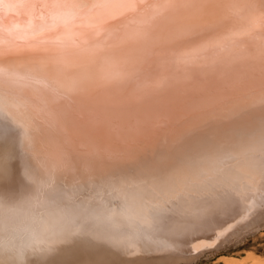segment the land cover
<instances>
[{
	"label": "snow or ice",
	"instance_id": "snow-or-ice-1",
	"mask_svg": "<svg viewBox=\"0 0 264 264\" xmlns=\"http://www.w3.org/2000/svg\"><path fill=\"white\" fill-rule=\"evenodd\" d=\"M5 13L28 19L7 26ZM48 72L57 86L40 78ZM31 83L46 89L39 106L19 97ZM132 84L131 96L109 104L93 95ZM173 91L183 96L182 109L162 101ZM74 105L90 119L129 116L135 133L122 150L129 160L149 130L179 124L181 131L150 161L98 175L95 147L81 144L78 161L61 136ZM257 105L261 115L244 136L264 146V0H0V144L16 143L26 185L19 194L5 188L13 179L7 167L0 176V234L14 236L24 220L52 216L112 224L115 209L106 197L115 186L163 174L207 146V135L197 133ZM29 237L43 243L34 229Z\"/></svg>",
	"mask_w": 264,
	"mask_h": 264
},
{
	"label": "bare ground",
	"instance_id": "bare-ground-1",
	"mask_svg": "<svg viewBox=\"0 0 264 264\" xmlns=\"http://www.w3.org/2000/svg\"><path fill=\"white\" fill-rule=\"evenodd\" d=\"M27 19L5 13L7 26L23 25ZM26 59L22 57L21 64ZM55 75V72L41 73L40 78L55 87ZM136 87L132 84L120 92L101 91L93 95L98 104L104 105L117 96H131ZM45 93L42 84L31 83L20 91L19 97L29 106H39ZM161 99L172 102L177 109L184 107L179 92L165 93ZM78 107L73 106L76 111L69 109L73 121L61 136L71 141L78 161L81 144L95 147L98 175L116 168L131 169L140 160L150 161L163 150L173 133L181 131L179 124L149 130L139 138L136 160H129L122 150L135 133L132 119L127 115L90 119L80 115ZM23 110V107L12 109ZM260 115L261 108L257 105L216 129L206 128L197 135H207V146L195 149L182 162L173 164L161 175L115 186L113 194L106 197L108 207L115 209L112 224L103 221L73 224L55 216L38 218L35 222L24 220L14 236L0 234V264H174L194 250L203 252V246L197 245L199 249L193 250L198 240L204 243V238L218 236V231L230 223L233 229L238 222L247 223L244 228L264 226V146L244 136ZM52 150L55 152V143ZM16 151L17 145L11 140L0 144V176L7 167L13 179L5 188L23 194L26 185L22 161L15 159ZM5 153H11L13 160L6 161ZM66 178L70 180L71 175L66 174ZM129 223L131 227H127ZM77 227L81 231L77 232ZM33 229L43 243L30 239L29 232ZM208 264H264V257L240 250L222 254Z\"/></svg>",
	"mask_w": 264,
	"mask_h": 264
},
{
	"label": "rangeland",
	"instance_id": "rangeland-1",
	"mask_svg": "<svg viewBox=\"0 0 264 264\" xmlns=\"http://www.w3.org/2000/svg\"><path fill=\"white\" fill-rule=\"evenodd\" d=\"M259 181L260 180L256 181L255 185H257ZM246 224L247 223L238 222L235 229H233V223H230L226 228L223 226V229L221 228L218 231V236H211L212 238H207V241L204 238V243L202 239L198 240L195 244L196 246H193V250L203 246V252L198 253L194 250V252H191L188 256L179 258L180 260L176 263L174 261V264H208L222 254L235 253L240 250H250L264 257V226L259 228H244ZM200 242L201 245H199ZM197 245L199 247H197ZM204 245L206 246L204 247ZM187 253H189V251Z\"/></svg>",
	"mask_w": 264,
	"mask_h": 264
}]
</instances>
